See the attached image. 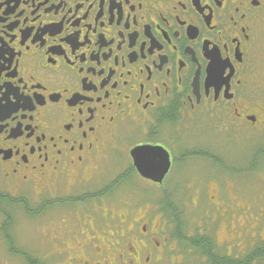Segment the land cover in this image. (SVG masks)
I'll return each mask as SVG.
<instances>
[{"label":"flooded vegetation","instance_id":"af4514ba","mask_svg":"<svg viewBox=\"0 0 264 264\" xmlns=\"http://www.w3.org/2000/svg\"><path fill=\"white\" fill-rule=\"evenodd\" d=\"M18 212L62 264H264V0H0V250L51 264Z\"/></svg>","mask_w":264,"mask_h":264},{"label":"rangeland","instance_id":"374dc122","mask_svg":"<svg viewBox=\"0 0 264 264\" xmlns=\"http://www.w3.org/2000/svg\"><path fill=\"white\" fill-rule=\"evenodd\" d=\"M146 194L150 195L153 192H146ZM14 216H17L18 220L20 218L23 220L22 222H18L14 227L16 228L17 235L16 237L17 244L19 247L25 250H31L34 255L42 256V258H46L45 253L48 251V246L46 244V237L50 236L47 231V222H46V214L44 212L37 215V217H33L30 224L26 216L25 218L21 216L20 212L15 213ZM34 220V221H33ZM15 242V241H14ZM15 244V243H14ZM49 245V244H48ZM1 248V247H0ZM51 256L46 258L51 264H62L61 257L57 255L54 251L50 254ZM19 259L17 257L12 256L6 251L0 250V264H18Z\"/></svg>","mask_w":264,"mask_h":264},{"label":"trees","instance_id":"16d2710c","mask_svg":"<svg viewBox=\"0 0 264 264\" xmlns=\"http://www.w3.org/2000/svg\"><path fill=\"white\" fill-rule=\"evenodd\" d=\"M20 252H21L22 255H26V253H25L24 250H21ZM28 263L29 264H45L43 261H41V260H35V259L29 260Z\"/></svg>","mask_w":264,"mask_h":264}]
</instances>
